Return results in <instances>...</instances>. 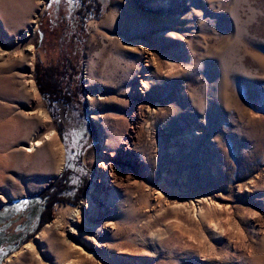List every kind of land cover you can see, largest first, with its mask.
<instances>
[{"label": "rangeland", "instance_id": "1", "mask_svg": "<svg viewBox=\"0 0 264 264\" xmlns=\"http://www.w3.org/2000/svg\"><path fill=\"white\" fill-rule=\"evenodd\" d=\"M61 1L0 0V206L72 149L88 184L0 264H264V0ZM37 67L80 83L62 118Z\"/></svg>", "mask_w": 264, "mask_h": 264}, {"label": "flooded vegetation", "instance_id": "2", "mask_svg": "<svg viewBox=\"0 0 264 264\" xmlns=\"http://www.w3.org/2000/svg\"><path fill=\"white\" fill-rule=\"evenodd\" d=\"M105 1L72 0L75 9L84 8V10L81 12H57L59 20L62 23L64 21L66 25H75L78 18V22L84 25L89 17L98 14V10L101 9ZM47 102L50 110L56 112L59 118L75 109L72 103L66 104L58 101L52 104L49 100ZM63 137L66 138L65 133ZM78 151L72 149L68 152L62 177L60 176L61 178L59 177L57 182L50 183L46 189L24 198H12L0 206V258L7 254L13 245L18 246L27 242L37 229L46 223L45 219L50 220L49 216L55 204L76 203L85 192L87 180L76 169L77 166L82 168L80 165L81 156Z\"/></svg>", "mask_w": 264, "mask_h": 264}, {"label": "trees", "instance_id": "3", "mask_svg": "<svg viewBox=\"0 0 264 264\" xmlns=\"http://www.w3.org/2000/svg\"><path fill=\"white\" fill-rule=\"evenodd\" d=\"M71 1L72 0H62L60 4H64V7L66 8L65 10L67 11L81 12L84 10V8H78L75 10V4ZM76 21L78 23V18ZM81 21L83 22V20ZM78 25L81 28H84L83 24L78 23ZM70 26L72 25H68V27ZM36 73L38 87L45 99L49 100L52 104H55V102L57 103L58 101L66 104L72 103V97L75 93L74 89H76V91L79 90L80 83L73 84L71 81L64 82L60 79L63 78V72H57V70L52 67H37ZM44 222H47V219H45Z\"/></svg>", "mask_w": 264, "mask_h": 264}, {"label": "bare ground", "instance_id": "4", "mask_svg": "<svg viewBox=\"0 0 264 264\" xmlns=\"http://www.w3.org/2000/svg\"><path fill=\"white\" fill-rule=\"evenodd\" d=\"M115 18V16L113 15V13L112 12H110V13H108L107 14V16L105 17V19H104V21H107V20H109V21H112L113 19ZM12 128V127H11ZM10 129V128H9ZM7 130V129H6ZM18 130V129H17ZM8 132H10V131H8ZM1 134H2V132H1ZM5 134V133H4ZM11 134V133H10ZM3 136H5V135H3ZM8 136V135H7ZM9 137V136H8ZM5 138V137H4ZM10 140V139H9ZM42 142V141H41ZM36 144V146L40 143V141L38 142H35ZM12 144V143H11ZM5 145V144H4ZM8 145V144H7ZM35 145H29V146H21V148L22 149H26L27 151H33L34 149H35ZM6 146V145H5ZM10 152V151H9ZM203 198V197H202ZM205 199V198H204ZM201 200H203V199H201ZM201 200H199V201H201ZM205 201V200H204ZM203 205V204H202ZM199 206V205H198ZM214 207H216V208H219V206H217V205H214ZM198 208V207H197ZM221 208V207H220ZM200 210H198L199 211V214L201 215L203 212H202V210H201V207L199 208ZM204 209V208H203ZM205 210V209H204ZM206 211V210H205ZM205 213V212H204ZM206 214V213H205ZM203 215V214H202ZM203 218V217H202ZM210 222H213L212 220H210ZM24 247H28L29 248V246L28 245H25Z\"/></svg>", "mask_w": 264, "mask_h": 264}]
</instances>
